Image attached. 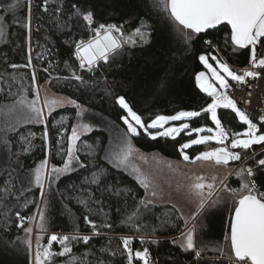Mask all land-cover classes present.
I'll return each instance as SVG.
<instances>
[{
  "label": "trees",
  "instance_id": "1",
  "mask_svg": "<svg viewBox=\"0 0 264 264\" xmlns=\"http://www.w3.org/2000/svg\"><path fill=\"white\" fill-rule=\"evenodd\" d=\"M88 12L91 24L83 19ZM100 24L122 26L124 39L132 37L136 42L123 44L109 54L107 62L99 60L89 72L87 67L80 68L75 45L90 42ZM137 28L148 33L146 42L135 35ZM0 33L1 105L22 97L33 100L37 87L43 86L75 101L72 107L48 113L44 123L8 131L0 124V264H32L33 250L27 241L32 245L33 231L27 235L24 229L33 230L36 222L41 250L52 234L90 238L87 244L72 241L74 256L55 257L53 264H128L126 237H134L129 245L133 256L141 248L148 249L149 264H228L230 224L238 199L231 190L241 189V177L237 174L229 180L221 204L206 222L198 219L195 251H201V256L196 257L194 250L178 244L186 229L181 213L171 205L148 202L147 189L113 157L131 141L142 153L184 161L181 146L198 136L190 129L174 138L160 135V129H139V135L133 136L122 119L130 117L117 99L124 97L145 125L157 116L182 111L200 113L191 120V129L213 125L211 114L203 111L213 98L197 84V75L206 70L199 57L204 55L213 63L216 57L228 66L248 68L251 48H236L227 25L203 34L180 29L157 6V0H0ZM185 35L191 38L186 40ZM76 105L85 109L91 131L82 136L69 170L57 176L51 170L62 169L69 159L70 136L79 114ZM217 111L231 139L247 129L231 109ZM250 120L258 127L257 134H264V125L257 118ZM216 146L213 142L191 145L183 153L192 161ZM235 152L241 160L230 166L244 163L245 169L251 168V179L264 192V166L258 164L264 159V144ZM45 160L49 171L42 195L34 173ZM17 213L24 217V228L17 226L21 223ZM41 213L43 232L38 227ZM88 221L97 226L95 230ZM53 250H61V245L53 242ZM132 264L143 261L133 258Z\"/></svg>",
  "mask_w": 264,
  "mask_h": 264
},
{
  "label": "snow or ice",
  "instance_id": "2",
  "mask_svg": "<svg viewBox=\"0 0 264 264\" xmlns=\"http://www.w3.org/2000/svg\"><path fill=\"white\" fill-rule=\"evenodd\" d=\"M157 6L161 8L163 12H166L168 18L182 30H190L191 34H199L208 29H214L218 25H228L231 28V43L238 49H246L251 46L250 63L252 67H264V0H157ZM13 8L16 5H12ZM83 19L92 22V13L88 12L83 16ZM142 27L144 24L142 22ZM122 26L116 24H100L94 29V38L85 44L83 41L75 45L77 59L80 61V68L83 69L87 65L89 72L93 71V66L98 60L108 61L109 54L122 48L125 43H135L136 41L129 37L124 39V34L121 31ZM2 34V33H0ZM115 34V35H114ZM135 35L140 36L141 40L146 42L148 33H142L140 28L136 29ZM190 35H185V39H190ZM206 43H211L206 41ZM261 46L260 57L257 56V45ZM200 61L212 71L214 80L219 84L221 89H228V79L236 81L237 83H245L246 77H257L258 73L255 71H245L243 75L236 74L230 70L227 64L221 63L220 68L224 75L217 73L212 66L208 64L207 58L204 55L199 57ZM31 61L29 60V64ZM13 67H17L13 65ZM75 76V73H73ZM76 79H81L79 76H75ZM204 73L197 75V84L201 91L206 92L208 96L212 97V103L208 104L203 109L204 112L211 114V120L215 123L217 131L211 136H201L196 139H192L190 143H185L181 146V154L184 161H190V157L183 153V149L189 148L191 145H199L208 142L209 140H215L216 144L221 145L213 151H206L195 157V160L214 161L217 165H227L229 161L241 160V154L239 152H233L229 150V145L225 144L228 140V132L221 126V121L217 117V109L225 108L231 109L239 117L240 121L247 125V131L244 133H235L234 137L230 141L231 149L247 150L252 145L264 144V134H257L259 129L249 117L237 107V103L226 93L218 92L217 89L210 83H207L204 79ZM33 83H35L36 77L33 74ZM21 106L23 111V119L28 122L44 123L45 113L40 107L39 91L36 92V99L28 100L27 97H22L16 101ZM63 101L59 99L45 98L44 106L47 108L50 114L56 107L60 106ZM75 104V101H70ZM117 103L121 108L125 109L128 113V117L134 121V124L129 121L127 117H122L123 122L127 125V132L133 136L139 135L137 126L139 128L155 129L157 127H163V125L169 120H181L185 117H197L199 112H180L175 116H157L150 124L145 125L141 117L133 111V109L126 103L124 97H119ZM79 108V105H76ZM261 122L264 123V117H261ZM84 131L89 130L87 124L81 125ZM188 124L183 125V129H187ZM182 129L168 128L164 132L160 133L162 136H173ZM192 131L196 133L209 132L212 133V128H195ZM191 134V133H189ZM45 139L47 133L45 132ZM243 136L244 138H241ZM152 139H156L155 135H151ZM72 140H78L77 128L72 129ZM30 146V142H29ZM132 148L131 145H127L122 149L120 153L116 154L113 158L118 165L124 164L130 154ZM68 161L64 163V167L52 168V173L57 176L61 172L69 170L71 160L73 159V149H68ZM258 164L264 166V159L258 160ZM47 161H43L39 168L35 169L34 178L36 185L41 189L43 195L44 178L46 174ZM246 174V175H245ZM238 175L243 180L241 189L234 190L233 195L238 197L236 200V206L234 208V216L230 224V253L228 254V260L231 264H264V192H260L253 180L250 178L253 176L251 168L241 169ZM204 177H196V180L190 185V192L198 200V211L202 210L206 203V197L203 194L205 187L211 189L213 184L205 185L202 181ZM215 180V177H213ZM143 186L147 189L148 182L141 181ZM223 183V181H221ZM156 195L155 191L152 193ZM211 195V193H209ZM215 203V202H214ZM17 218L21 221L17 226L24 228V217L17 213ZM87 220V217H85ZM131 219V217H129ZM44 215H40L39 229L43 232L46 231L44 223ZM92 229H96V225L91 221H88ZM187 227V221H185ZM110 227V225H105ZM27 235L32 233V228L24 229ZM194 226L188 229L183 234L186 243L182 244L187 250L195 251V244L193 240ZM37 250L35 253V264H53L55 257H65L66 255H73V250L70 244L74 240H83L85 244L89 242V236L85 235L80 237L79 235H55L52 234L47 241V247L39 246V239L37 237ZM53 242L61 245V250H53ZM125 251L127 252L128 264H132L133 258L142 260L143 264H149L148 249L145 248L142 252L136 251L133 256V250L130 245L129 239L123 240ZM27 246L31 248V241H27ZM223 256L225 253L223 249L218 250ZM196 257L201 256V251H195Z\"/></svg>",
  "mask_w": 264,
  "mask_h": 264
},
{
  "label": "rangeland",
  "instance_id": "3",
  "mask_svg": "<svg viewBox=\"0 0 264 264\" xmlns=\"http://www.w3.org/2000/svg\"><path fill=\"white\" fill-rule=\"evenodd\" d=\"M214 61L215 62L213 63L209 59H207V62L208 64L212 66V69H215L218 74L224 75V73L222 72L220 68V64L223 62L216 57H214ZM205 68L206 70L203 72L204 73L203 79L207 83L212 84L217 89L218 92L223 93L226 89H221L219 84L214 80L212 76V71L207 67ZM227 79H228V84H229L228 88L233 87V84L236 81L231 80L230 77ZM37 90L39 91L40 107L44 111L45 117H46L44 122H46L47 115H48V110L44 106L45 98L59 99L63 101V103L60 106L56 107L54 110L62 109L66 107H72L75 105L73 103H70L71 100L69 98L54 94L46 86L37 87L36 92ZM231 98L236 101L237 107L241 111H243L238 100L235 99L234 97H231ZM23 111L25 110L22 109L21 106H19L17 103L5 104V105L0 104V124H1V128L3 129V131H8L10 129H14L19 126L33 123V122H28L27 120L23 119ZM85 114H86L85 109L82 107H79V114H78V118L76 120V124L74 127V128H77V135L79 139L72 140L71 139L72 134H71L70 143H69V147L73 149V154H75L77 150V146L82 136L86 135L87 133L91 131V127L85 120ZM217 117H218V111H217ZM194 118L195 117H185V118H182L181 120H169L163 125V127H157L155 129H160L162 132H164L168 128L182 129L178 133L173 134L174 136L179 135L183 130L190 129V132L193 134L195 133L198 136V138L201 136L214 135L215 132L217 131L216 125L214 122H213V125H203L201 127H198V128H205V129L212 128L213 129L212 133H209L207 131L202 132V133H196L192 131L193 129L190 128V125H191V120ZM129 121L134 124V121L131 120V117ZM84 124H87L89 126L88 131H84L83 128L80 127L81 125H84ZM184 124H188L189 127L187 129H183ZM139 129H143V128H139V126H137L138 131ZM245 131H247V129ZM241 138H244V137L241 136ZM230 141H231V138L230 136H228V140L225 141V144L229 145L230 151L235 152L236 149L230 148ZM208 142H213L216 144L215 140H209ZM129 144L131 145L132 151H131V154L128 160L122 165L127 166L129 171L133 173L140 182L141 181L148 182L149 186L147 188L148 194H147V199H146L148 202L156 203L160 205H171L175 207L181 213L183 218L187 221V227L184 233H186L188 229H191L194 226L193 240H194V244L196 246L195 249H196L197 248L196 229H197L198 219L202 217L203 220L206 222L207 218L212 214L215 208H217L219 204H221L220 202L222 201L221 197L223 196V194L225 195L227 193L226 187L229 184V180L233 178L235 175H237L241 171V169H245L244 163L240 164L237 167H232L230 165H217L214 161H203V160H199V161L192 160L194 162L175 161V160L173 161V160H168V159L163 158L158 153H152V154L142 153L135 148V146L133 145L131 141L126 142L121 147L120 152L122 149L126 148L127 145ZM216 145H217L216 148L221 147V145H218V144ZM48 171H49V165L47 164L44 183L48 179ZM196 177H204V180L202 182L205 185H208V184L214 185V187L211 189L205 187V189L203 190V194L207 199H206L204 208L199 211H198V200L190 192V185L196 180ZM213 177H215V180H213ZM221 181H223V183H221ZM234 190L232 188L231 191H234ZM153 191H155L156 193L155 196L152 195ZM209 193H211V195H209ZM36 229H37V222L34 224L33 230H32L33 231V237H32L33 262L32 264H35L34 251L37 246L36 238L40 237L41 235L37 232ZM183 234L180 235V238L178 240V244L181 247H182V244L186 243V240L184 239ZM126 238L132 241L134 237H126ZM139 239L147 241L152 238L139 237ZM143 250L144 249L141 248L138 251L142 252ZM228 264H231L229 260H228Z\"/></svg>",
  "mask_w": 264,
  "mask_h": 264
},
{
  "label": "built area",
  "instance_id": "4",
  "mask_svg": "<svg viewBox=\"0 0 264 264\" xmlns=\"http://www.w3.org/2000/svg\"><path fill=\"white\" fill-rule=\"evenodd\" d=\"M210 44V43H208ZM262 49L257 45V56L260 57ZM230 69L236 74H241L247 71H255L258 73L257 77H246L245 83L233 84V87L226 89L223 93H226L230 97H234L241 105L243 112L249 117V119L257 118L258 122H261V117H264V67H252L248 68H236L229 65ZM257 186V185H256ZM257 189L262 192L258 187Z\"/></svg>",
  "mask_w": 264,
  "mask_h": 264
},
{
  "label": "water",
  "instance_id": "5",
  "mask_svg": "<svg viewBox=\"0 0 264 264\" xmlns=\"http://www.w3.org/2000/svg\"><path fill=\"white\" fill-rule=\"evenodd\" d=\"M222 26H224V25H218L216 28L205 30L204 32H202V33H200V34H203V33H207V32H211V31L217 30V29H219V28L222 27ZM227 26H228V25H227ZM228 27L230 28V26H228ZM230 30H231V28H230ZM249 48H251V46H250ZM110 54H111V53H110ZM98 61H99V60H98ZM98 61H97V62H98ZM97 62H96V63H97ZM85 67H87V65H85ZM231 162H232V161H229V163H228L227 165H230ZM233 216H234V214H233Z\"/></svg>",
  "mask_w": 264,
  "mask_h": 264
}]
</instances>
